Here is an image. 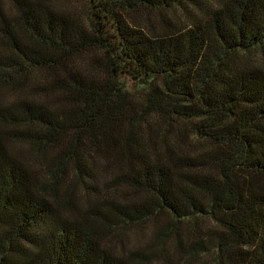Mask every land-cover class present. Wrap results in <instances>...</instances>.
I'll return each instance as SVG.
<instances>
[{
	"label": "trees",
	"instance_id": "16d2710c",
	"mask_svg": "<svg viewBox=\"0 0 264 264\" xmlns=\"http://www.w3.org/2000/svg\"><path fill=\"white\" fill-rule=\"evenodd\" d=\"M66 1L0 0V264H264V0Z\"/></svg>",
	"mask_w": 264,
	"mask_h": 264
},
{
	"label": "rangeland",
	"instance_id": "374dc122",
	"mask_svg": "<svg viewBox=\"0 0 264 264\" xmlns=\"http://www.w3.org/2000/svg\"><path fill=\"white\" fill-rule=\"evenodd\" d=\"M56 6L61 9V11L73 13L83 20L85 16V5L81 2H69L66 0H56ZM158 24L152 21V29H157ZM40 76L37 74L33 75V80L37 83ZM10 95L7 94L5 98L9 99ZM123 243L126 248L141 247L150 248L154 243V229L151 224H146L141 229H133L131 232L123 236Z\"/></svg>",
	"mask_w": 264,
	"mask_h": 264
}]
</instances>
